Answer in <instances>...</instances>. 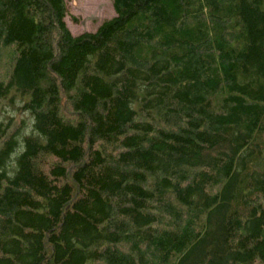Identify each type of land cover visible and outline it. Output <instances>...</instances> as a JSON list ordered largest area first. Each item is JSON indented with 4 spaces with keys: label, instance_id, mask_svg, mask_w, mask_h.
I'll return each mask as SVG.
<instances>
[{
    "label": "trees",
    "instance_id": "trees-1",
    "mask_svg": "<svg viewBox=\"0 0 264 264\" xmlns=\"http://www.w3.org/2000/svg\"><path fill=\"white\" fill-rule=\"evenodd\" d=\"M0 0V264H264V0Z\"/></svg>",
    "mask_w": 264,
    "mask_h": 264
},
{
    "label": "rangeland",
    "instance_id": "rangeland-1",
    "mask_svg": "<svg viewBox=\"0 0 264 264\" xmlns=\"http://www.w3.org/2000/svg\"><path fill=\"white\" fill-rule=\"evenodd\" d=\"M69 12L65 17L71 33L94 31L116 12L113 0H67Z\"/></svg>",
    "mask_w": 264,
    "mask_h": 264
}]
</instances>
